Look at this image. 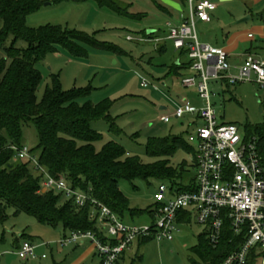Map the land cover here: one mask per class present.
I'll return each mask as SVG.
<instances>
[{
  "label": "rangeland",
  "instance_id": "374dc122",
  "mask_svg": "<svg viewBox=\"0 0 264 264\" xmlns=\"http://www.w3.org/2000/svg\"><path fill=\"white\" fill-rule=\"evenodd\" d=\"M119 1L129 7L130 13L142 14L143 17L123 16L94 2L71 1L46 2L39 10L27 16L28 26L54 24L91 35L97 33V40L115 45L124 51L122 54H117L82 44L87 56L75 55L62 47L57 52L49 53L37 65L42 73V80L37 90L38 99L41 100L47 86L51 85L52 75L59 77L64 90L91 84L96 90L87 100L94 103L105 99L112 100L114 103L111 114L116 119V125L122 129L120 133H115L110 130V123L104 119L92 121V127L103 134V140L96 143L98 150L106 142L113 140L119 142L129 155L139 156L146 163L153 162L155 159L147 154L149 138H165L170 135L182 136L195 150L196 144L188 138L194 130L189 126L188 119L172 118L169 123H165L162 119L175 108L176 96L188 95V92L197 94L195 88H186L182 85V79L193 74L189 69L180 70L178 75L169 74L171 65L178 60L181 64H186L189 59L186 54L175 49L171 41L164 40L168 35L167 23L181 22L180 16L187 12L186 3L184 0ZM160 6L165 7L167 11ZM227 12L218 9L214 12L215 21L209 24L199 21L197 25L199 38L216 44L222 26L223 29L237 28L239 30L237 34L250 30L256 36L252 48L259 57H264L263 52L259 50V47L263 46L260 43L262 38L258 35L260 29L253 26L257 23L263 24L264 11L255 13L252 20L240 25L236 24L240 19H232ZM151 30L155 31L152 41L141 40V38L151 39V36H144V33H149ZM128 35L136 37V40H129ZM12 40L13 37L10 36L2 45L0 44V51L10 46ZM26 44L24 40L19 39L16 46H26ZM161 48H163L162 52ZM237 73L238 69L233 68L231 74L237 75ZM143 78L150 81L149 86H141ZM163 79L166 85L160 81ZM155 83L159 86L157 90L154 88ZM209 87L211 102L219 123L238 125L243 137L257 126L264 124L263 91L255 82L227 84L214 80ZM192 102L197 106L206 104L205 100L195 95ZM161 105H166L170 111L159 110ZM38 142L39 136L34 125L23 124V146L32 149ZM169 160L178 168L187 163L188 174L190 176L195 174L192 152L180 149L169 157ZM160 185L161 182L157 180L137 179L133 182L122 180L120 189L132 209L149 211L156 204L155 194ZM6 214L8 219L4 223L0 222V264H81L83 255H89L90 259L94 257L96 249L89 239H84L86 244L83 247L63 245L64 234L70 235V232L65 231L62 226L52 227L26 213L16 214L11 207H7ZM125 221L136 224L151 223L148 213L137 215L134 219L127 218ZM204 233L206 228L194 220L191 223H177L174 240L136 241L128 250L125 262L122 261L121 264H194V261L199 259L192 250L198 244L199 236ZM21 235L23 237H20ZM24 237L33 238L41 243V246L35 249L36 259H23L19 256L17 244ZM97 260L95 258L94 263H97Z\"/></svg>",
  "mask_w": 264,
  "mask_h": 264
},
{
  "label": "trees",
  "instance_id": "16d2710c",
  "mask_svg": "<svg viewBox=\"0 0 264 264\" xmlns=\"http://www.w3.org/2000/svg\"><path fill=\"white\" fill-rule=\"evenodd\" d=\"M66 1L94 2L123 16L143 17L142 14L130 13L129 7L119 0H0V44L8 37H13L11 45L3 46V51H0V222L4 223L8 219L6 209L11 207L16 214L26 213L43 224L62 226L70 233L93 231L105 239L98 232L97 221L91 217V204L79 207L73 199H66L63 193L43 190V177L34 172L30 161L17 157L14 147L23 146V124L30 123L36 128L39 142L31 150L52 176L65 177L75 189L98 199L124 221L144 213L154 220L158 204L149 211L132 209L120 189L122 180H157L169 182L179 191L191 190L195 174H188L187 163L180 168L172 165L169 157L180 149L192 152L195 170L196 153L182 136L171 135L149 138L147 154L155 159L153 162L146 163L139 156L129 155L119 142L113 140L98 150L96 143L103 140V134L92 127V121L104 119L110 123L111 131L120 133L122 130L110 113L114 103L112 100L105 99L99 103L87 100L96 90L91 84L64 90L59 77L52 75L51 85L47 86L41 100L38 99L37 90L42 73L37 65L49 53L57 52L62 47L75 55L87 56L82 44L117 54L124 52L115 45L97 40V33L91 35L54 24L39 27L27 25V16L46 2ZM160 8L167 11L163 6ZM153 35L144 33V36L151 38ZM19 39L24 40L26 46H16ZM181 53L187 55L186 50ZM189 66L190 61L186 64L175 62L170 66L169 74L178 75L180 70H187ZM251 135L258 137L259 152L264 163V124L249 131L246 136ZM191 222L189 213L180 214L178 223ZM244 240L245 234H236L229 222H226L218 244L210 241L206 231L199 236L198 244L192 250L199 259L194 264H223L232 252L241 247ZM117 264H121L120 260ZM248 264L260 263L253 255Z\"/></svg>",
  "mask_w": 264,
  "mask_h": 264
},
{
  "label": "built area",
  "instance_id": "2783aa9c",
  "mask_svg": "<svg viewBox=\"0 0 264 264\" xmlns=\"http://www.w3.org/2000/svg\"><path fill=\"white\" fill-rule=\"evenodd\" d=\"M188 16L180 23H167L168 39L175 49L187 51L191 76L182 79L186 88H195L204 106L193 104L187 97H176L175 108L162 119H190L194 128L189 141L195 148V181L188 191H179L172 184L161 183L155 194L158 204L151 223H128L107 205L90 194L75 189L65 177H54L39 163V158L27 146L15 148L17 157L31 162L32 169L43 177V188L63 193L79 207L92 206L91 217L97 221L101 234L93 231H73L63 238V245L82 243L89 239L99 257L98 264H117L123 254L141 239L174 240L180 214L187 212L192 220L206 228L210 241L218 244L226 222L236 234H245L238 250L232 252L223 264H248L255 256L264 264V163L259 152L258 137H243L234 123L218 122L211 102L210 83L214 80L227 84L255 82L263 91L264 59L252 53L245 54L237 75L231 74L233 65L223 49L204 43L197 33V24L211 22L217 5L212 0H187ZM252 36V35H251ZM129 40L136 37L128 35ZM149 40L141 38V40ZM254 78V79H253ZM143 87L150 81L143 78ZM155 89H159L154 84ZM36 245L23 240L18 248L23 259H36Z\"/></svg>",
  "mask_w": 264,
  "mask_h": 264
},
{
  "label": "crops",
  "instance_id": "0c3cea01",
  "mask_svg": "<svg viewBox=\"0 0 264 264\" xmlns=\"http://www.w3.org/2000/svg\"><path fill=\"white\" fill-rule=\"evenodd\" d=\"M212 1H214L216 3L217 8L212 12V21L211 22H207V23L203 22L204 24H209V23H212L213 21H215L216 18H215L214 12L217 11L218 9H221V10L223 9L224 11L227 10L228 11L227 13L230 14L232 19H235V20H239L240 19L236 23L238 25H240L241 23H244L246 21L252 20L255 13L258 14V13H262L264 11V0H212ZM187 16H188V8H187V12L183 13L180 16L181 21L184 20ZM261 17H263V16L261 15ZM243 19H246V20L243 21ZM258 24L259 23H257L256 25L253 24V26L258 28V29H260L259 32H258L259 33L258 35H259V37L262 38V41L260 43H262L263 46L259 47V50L261 52H263V54H264V22H263V24H259V25ZM221 29H222V31H220V33H219V35H220L219 38L216 39V44H213V43H211V42H209L207 40H204V39H203V41L201 39L200 40L202 42H204V43H209L211 45L217 46V47L223 49L224 51H226L229 54L230 61H231L232 65H233V68L238 69L237 67L239 65H241V63L243 62V59L245 57V54H247V53H252V54L255 53L254 55L256 57H259L257 55V53H256V50L254 48H252V47H254L253 40L256 39V36L253 33H251L250 30H248L246 32H241L240 34H237L238 31H239L237 28L236 29H227V28L223 29V26H222ZM154 33H155V31L153 33H151V34H154ZM203 35H205V34L203 33ZM210 37L212 39H214L213 36H210ZM152 39L153 38H151V41H152ZM164 40L171 41V40L168 39V35L166 36V38ZM157 42H160V41H157ZM259 58L264 59V57H262V56H260ZM87 79H89V78H87ZM160 81L162 82L163 85H166L165 79L160 80ZM155 84H157V83H155ZM141 86H142V84H141ZM194 95L197 96V94H195L194 92L193 93H189L188 92V95H182V96L187 97V99H189L192 102V99L194 98ZM182 96H179V97H182ZM176 97L178 98V96H176ZM159 110L164 111V112L170 111L169 107H167L166 105H161L159 107ZM110 113H111V110H110ZM112 117H113V115H112ZM187 122L189 124L190 119H188ZM115 123H116V119H115ZM97 229H98V232L101 233L100 228L98 226H97ZM67 232H69V231H67ZM66 235L67 234H64V237ZM23 240H29L32 243H34L36 245V249H37V247L41 246V243H38L33 238L24 237ZM23 240H21L20 242L18 241L17 246L20 245V243ZM85 244L86 243L83 241L82 243L72 244V246L73 247H83ZM128 252L129 251L127 250L123 254V257H121L120 262H122V261L125 262ZM93 256L94 257L90 259L89 255H87V256L83 255L81 264H97L98 260H99L97 252H95L93 254ZM95 258L98 259L97 263H94V259Z\"/></svg>",
  "mask_w": 264,
  "mask_h": 264
},
{
  "label": "water",
  "instance_id": "95a60500",
  "mask_svg": "<svg viewBox=\"0 0 264 264\" xmlns=\"http://www.w3.org/2000/svg\"><path fill=\"white\" fill-rule=\"evenodd\" d=\"M244 20H246V19H243V21H244ZM153 32H154V31H153V30H151V31H149V34H151V33H153ZM177 62H179V61H177Z\"/></svg>",
  "mask_w": 264,
  "mask_h": 264
}]
</instances>
